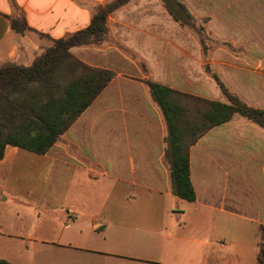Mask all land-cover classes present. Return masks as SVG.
<instances>
[{
    "label": "crops",
    "instance_id": "0c3cea01",
    "mask_svg": "<svg viewBox=\"0 0 264 264\" xmlns=\"http://www.w3.org/2000/svg\"><path fill=\"white\" fill-rule=\"evenodd\" d=\"M112 1L0 0V68L30 66L57 40L90 26L96 10ZM180 1L208 37L175 21L161 0H132L109 15L106 41L70 50L114 78L46 154L6 148L0 260L258 264L264 129L236 116L201 137L190 149L196 200H182L173 194L165 118L146 81L228 103L217 76L264 110V0ZM19 10L28 25L23 34L11 27ZM103 187L108 193L101 199L88 191ZM170 200L181 202L167 211L177 217L174 229L156 215L166 216L161 206ZM94 204L96 210L86 208Z\"/></svg>",
    "mask_w": 264,
    "mask_h": 264
},
{
    "label": "trees",
    "instance_id": "16d2710c",
    "mask_svg": "<svg viewBox=\"0 0 264 264\" xmlns=\"http://www.w3.org/2000/svg\"><path fill=\"white\" fill-rule=\"evenodd\" d=\"M132 0H114L99 7L90 26L68 39L57 40L30 66L7 63L0 68V161L8 146L38 155L46 154L78 117L93 103L114 78L109 70L90 67L70 50L100 45L108 36L109 15ZM170 15L182 26L201 35V27L180 0H161ZM17 33L28 30L25 14L10 17ZM228 103L210 101L146 81L167 126L166 158L170 167L173 194L189 202L196 200L191 182L190 149L211 129L235 116L264 129V110L255 109L214 76ZM258 264H264V226L260 227ZM0 264H10L0 260Z\"/></svg>",
    "mask_w": 264,
    "mask_h": 264
},
{
    "label": "rangeland",
    "instance_id": "374dc122",
    "mask_svg": "<svg viewBox=\"0 0 264 264\" xmlns=\"http://www.w3.org/2000/svg\"><path fill=\"white\" fill-rule=\"evenodd\" d=\"M196 26L197 27H201V35H199L197 32H196V30H194L193 28H189V29H191L194 33H196L198 36H200V37H203V38H206V37H208V33H207V31H206V29H205V26L203 25V24H201V23H198V22H196ZM204 26V27H203ZM241 51V50H240ZM71 52V51H70ZM72 54V53H71ZM73 55V54H72ZM74 56V55H73ZM75 57V56H74ZM79 60V59H78ZM184 94H188V93H184ZM188 95H190V96H194V95H192V94H188ZM227 102H228V100H227ZM236 117V116H235ZM234 117V118H235ZM88 191L89 192H93V193H96L97 194V196H98V198L99 199H101V197H105L106 196V194L108 193V192H106V187H103V188H99L97 191L95 190V189H88ZM177 204L178 205H181V202H175V201H172V200H170V201H166V202H163L162 203V206H161V208L164 210V209H167L166 210V216H165V214H163V212L162 211H160V210H157L156 211V215H157V217L159 218V220H160V222L162 223V225H164L167 229H174L175 227H177V224H176V221H177V217H175L174 215L172 216V215H170V214H168L167 213V211H168V209L170 208V207H176L177 206ZM57 208H61V207H65V205H62V206H56ZM67 207V206H66ZM86 208H90L91 210H96L97 208H98V205L97 204H94V205H92V206H86ZM153 213H154V211H153ZM156 224L155 225H152V226H150V228L151 229H155L156 227ZM157 229H159V228H157ZM196 253H194V257L196 258V255H195Z\"/></svg>",
    "mask_w": 264,
    "mask_h": 264
}]
</instances>
